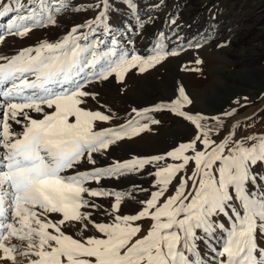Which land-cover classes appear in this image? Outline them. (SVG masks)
I'll list each match as a JSON object with an SVG mask.
<instances>
[{
	"label": "snow or ice",
	"instance_id": "snow-or-ice-1",
	"mask_svg": "<svg viewBox=\"0 0 264 264\" xmlns=\"http://www.w3.org/2000/svg\"><path fill=\"white\" fill-rule=\"evenodd\" d=\"M118 5L133 20L126 32L140 36L163 2L0 0V49L43 33L0 50V264H264V129L252 130L260 112L238 118L247 96L198 111L177 80L170 95L121 114L104 84L115 81L123 95L129 74L189 51L178 70L202 73L209 37L185 43L169 15L170 31L141 53L111 22ZM88 11L47 36L61 17ZM161 114L185 124L178 141L115 155L153 132Z\"/></svg>",
	"mask_w": 264,
	"mask_h": 264
},
{
	"label": "rangeland",
	"instance_id": "rangeland-1",
	"mask_svg": "<svg viewBox=\"0 0 264 264\" xmlns=\"http://www.w3.org/2000/svg\"><path fill=\"white\" fill-rule=\"evenodd\" d=\"M86 0H74L84 3ZM163 7L156 11L158 17L154 24L148 25L142 35L126 32L128 25L133 24L123 5L119 14L112 16L113 26L124 31L122 39L129 37L135 40V46L141 53L146 52L154 34L158 31H170L167 17L177 19L176 27L179 36L186 43L200 40L208 35V42L199 50L203 58V72L186 74L178 70L181 62L189 60L193 52L172 58L146 74H129L126 78L125 94L121 95L115 81L106 83L101 91L106 100L123 114L127 109L136 106H147L152 101L172 93L177 80L183 81L187 91L194 99L198 111L217 113L227 108L236 97L247 96L251 102L248 107L239 111L240 119L260 112L252 130L264 129V0H162ZM143 7V5H141ZM87 13H68L61 17V27L47 32L54 38L66 31L72 24L80 23L93 16ZM8 17L0 18V24L7 22ZM43 35L35 31L29 40L20 41L8 38L2 51H14L21 45L34 42ZM228 42L226 47L217 45ZM172 43L176 40L173 38ZM161 124L147 133L142 139L121 146L115 153L117 157L129 152L155 154L167 149L178 141L186 132V126L171 115L161 114ZM135 179V178H130ZM19 243V242H17ZM21 264H26L21 260Z\"/></svg>",
	"mask_w": 264,
	"mask_h": 264
},
{
	"label": "bare ground",
	"instance_id": "bare-ground-1",
	"mask_svg": "<svg viewBox=\"0 0 264 264\" xmlns=\"http://www.w3.org/2000/svg\"><path fill=\"white\" fill-rule=\"evenodd\" d=\"M5 24V23H4ZM22 260V259H21Z\"/></svg>",
	"mask_w": 264,
	"mask_h": 264
}]
</instances>
